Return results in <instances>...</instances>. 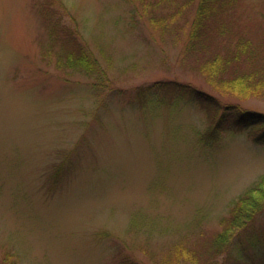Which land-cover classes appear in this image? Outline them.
Returning <instances> with one entry per match:
<instances>
[{
  "label": "rangeland",
  "instance_id": "obj_1",
  "mask_svg": "<svg viewBox=\"0 0 264 264\" xmlns=\"http://www.w3.org/2000/svg\"><path fill=\"white\" fill-rule=\"evenodd\" d=\"M198 3L0 0V264L247 263L250 239L264 261V211L232 218L264 126L223 120L264 113V0H227L193 42ZM157 81L218 105L139 98Z\"/></svg>",
  "mask_w": 264,
  "mask_h": 264
},
{
  "label": "trees",
  "instance_id": "obj_2",
  "mask_svg": "<svg viewBox=\"0 0 264 264\" xmlns=\"http://www.w3.org/2000/svg\"><path fill=\"white\" fill-rule=\"evenodd\" d=\"M226 2L227 0H199V3L196 7V13H195V18L192 21L191 25V30L189 32V40L193 42H197L200 40V37H203V35L207 34L210 32V29L212 28L210 26V21L215 18L218 14L219 11H223L226 7ZM214 31V29H213ZM59 34L60 32H56V34ZM53 36V32L51 33ZM243 38V35H240L237 37V39ZM250 39L249 37H246ZM245 38V39H246ZM240 39V40H241ZM246 39V40H248ZM67 42L70 40L65 38ZM239 40V42L236 44L239 48H236L232 50V52L235 54H249L252 53L250 52V48H244L241 47L242 43ZM65 43V42H64ZM190 48L189 46H187ZM79 49V48H78ZM74 53V49L69 51L68 56L72 58V55ZM210 64V63H209ZM213 70V68H211ZM173 90L177 97L180 99L188 100L190 102H194L198 104L203 110H208L210 109L211 105L213 107H217L218 104L214 105L211 97L208 96V94L202 92L200 89L197 87H194L188 83H182L178 81H157L154 82L148 86H140L137 89L138 96L139 98L146 99L145 97L148 96L149 93L155 94L163 91H169ZM226 110H228L224 116L223 120L227 119L228 116L235 117V120H232L234 124L237 125H242V123H247L249 125H255V126H264V113L255 111V110H247L244 109L241 106H237V104H231L224 106ZM218 110V109H217ZM230 110H232L230 113H228ZM222 124V120L220 121V118L217 121V124ZM242 122V123H241ZM243 126V125H242ZM241 126V127H242ZM244 127V126H243ZM258 139H263L264 140V131L259 133L257 135ZM61 167L57 166L55 167L54 175L58 176L61 170L64 167L63 165H60ZM237 213L232 217L234 219L233 225H235V228L238 227V225L241 224V228L244 227L250 223L255 216L260 213L261 211H264V173L260 175V177L254 182V184L248 188L244 193H242L239 197V199L236 202L235 206ZM241 240V239H240ZM221 242H224V248L228 244H233L235 242H230L228 241V238L225 237L223 240H220ZM228 241V242H227ZM238 241V240H237ZM236 241V243H237ZM239 246L238 248V254L237 256L240 258L244 259H249L247 263H230V264H264V261L257 260V256H249V258H246L247 252L246 250L248 249L249 245L255 244L254 239H250L247 242L241 241L237 243ZM235 246V245H234ZM233 247V246H231Z\"/></svg>",
  "mask_w": 264,
  "mask_h": 264
}]
</instances>
